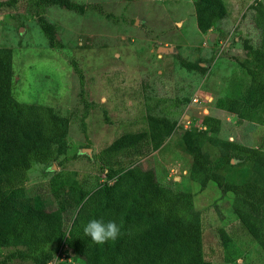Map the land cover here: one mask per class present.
<instances>
[{"label": "rangeland", "instance_id": "rangeland-1", "mask_svg": "<svg viewBox=\"0 0 264 264\" xmlns=\"http://www.w3.org/2000/svg\"><path fill=\"white\" fill-rule=\"evenodd\" d=\"M72 1L84 9L55 3L44 10L56 26L60 48L49 46L34 1L0 8V46L12 51L13 97L52 106L68 118L64 148L58 145L54 161L32 167L24 183L26 198L38 196L54 209L73 182L85 191L108 182L100 150L126 131L147 129L150 117H164L173 127L162 132V142L121 158L114 167L121 172L140 163L154 168L160 184L191 193L193 210L188 217L203 226L206 264H264V249L240 218L241 213H250L247 199L222 192L213 181L201 187L191 175L193 161L181 137L184 130L190 131L211 160L230 154V142L264 149V124L226 109L230 99L245 98L250 75L243 63L247 48L259 41L251 19L253 6L264 0H224L227 15L204 32L196 24L194 0ZM71 59L83 71L85 98L94 102L86 113ZM180 59L196 66L185 67ZM209 116L220 119L218 129L205 125ZM219 172L228 181L264 187V166L254 160L234 159ZM79 211L80 205L64 211L67 229ZM16 248L25 246L18 242L1 253ZM50 250L55 263L86 264L65 244H53ZM8 264L34 263L15 259Z\"/></svg>", "mask_w": 264, "mask_h": 264}, {"label": "trees", "instance_id": "trees-1", "mask_svg": "<svg viewBox=\"0 0 264 264\" xmlns=\"http://www.w3.org/2000/svg\"><path fill=\"white\" fill-rule=\"evenodd\" d=\"M20 0H0V8H15ZM40 8L38 23L49 46L60 48L56 26L44 10L58 3L82 11L83 5L72 0H30ZM196 24L204 32L227 15L224 0H194ZM42 11V12H41ZM252 22L259 32L256 46L247 49L243 63L250 75L244 99H230L226 109L248 121L264 124V3L253 6ZM188 68L196 65L180 59ZM70 64L79 77V96L86 110L94 102L84 96V75L75 59ZM12 51L0 46V264L15 259L34 264L53 260V244H65L86 264H206L202 254L203 226L188 217L193 210L191 193L175 192L160 184L154 168L137 163L119 172L114 166L121 158L142 154L163 140L162 132L170 130L166 118H151L147 129L126 131L103 147L98 158L107 167L108 182L85 191L73 182L59 198V206L48 209L38 196L26 198L24 183L37 163L47 164L58 156L68 130V118L52 106L26 103L13 97ZM85 116V114H84ZM104 119H110L104 110ZM205 125L218 129L220 119L209 116ZM86 132V123L81 122ZM193 166L191 175L205 187L213 181L222 192L244 195L250 213H241L244 227L264 249V187L253 182L236 183L220 174L221 167L236 159L256 161L264 166V149L230 142V154L211 160L202 151L199 139L190 131L181 133ZM64 148V144L62 145ZM68 159V158H64ZM63 186V185H62ZM58 197V191L56 192ZM23 204H25L23 206ZM80 205L79 216L65 227L64 211ZM115 220L122 234L115 241L94 244L83 228L91 219ZM21 242L25 248L6 254L4 247ZM58 264V263H55Z\"/></svg>", "mask_w": 264, "mask_h": 264}, {"label": "clouds", "instance_id": "clouds-1", "mask_svg": "<svg viewBox=\"0 0 264 264\" xmlns=\"http://www.w3.org/2000/svg\"><path fill=\"white\" fill-rule=\"evenodd\" d=\"M83 231L97 245H102L110 240L115 241L122 234L121 225L115 220L105 221L103 218L89 220Z\"/></svg>", "mask_w": 264, "mask_h": 264}, {"label": "water", "instance_id": "water-1", "mask_svg": "<svg viewBox=\"0 0 264 264\" xmlns=\"http://www.w3.org/2000/svg\"><path fill=\"white\" fill-rule=\"evenodd\" d=\"M159 49L160 50H167V49H169L168 47H159ZM85 150L87 151V152H90V150H91V148H85ZM232 162L234 161L233 159L231 160Z\"/></svg>", "mask_w": 264, "mask_h": 264}, {"label": "built area", "instance_id": "built-area-1", "mask_svg": "<svg viewBox=\"0 0 264 264\" xmlns=\"http://www.w3.org/2000/svg\"><path fill=\"white\" fill-rule=\"evenodd\" d=\"M48 264H55V261L51 260V261L48 262Z\"/></svg>", "mask_w": 264, "mask_h": 264}]
</instances>
